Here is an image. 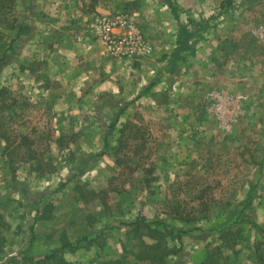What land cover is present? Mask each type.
I'll return each mask as SVG.
<instances>
[{
	"label": "rangeland",
	"instance_id": "374dc122",
	"mask_svg": "<svg viewBox=\"0 0 264 264\" xmlns=\"http://www.w3.org/2000/svg\"><path fill=\"white\" fill-rule=\"evenodd\" d=\"M222 1L0 0V264H264V0Z\"/></svg>",
	"mask_w": 264,
	"mask_h": 264
},
{
	"label": "built area",
	"instance_id": "2783aa9c",
	"mask_svg": "<svg viewBox=\"0 0 264 264\" xmlns=\"http://www.w3.org/2000/svg\"><path fill=\"white\" fill-rule=\"evenodd\" d=\"M119 23L125 25L126 21L121 20ZM115 24L113 21L103 20L101 25V37L110 54L115 57L132 58L148 51L147 46L142 43L143 40L136 30L128 28L125 33L117 34L112 31Z\"/></svg>",
	"mask_w": 264,
	"mask_h": 264
},
{
	"label": "trees",
	"instance_id": "16d2710c",
	"mask_svg": "<svg viewBox=\"0 0 264 264\" xmlns=\"http://www.w3.org/2000/svg\"><path fill=\"white\" fill-rule=\"evenodd\" d=\"M231 2L229 1V0H223L221 3H220V8H224L225 6H227V5H229ZM172 11H173V14L175 15V10L174 9H172ZM179 26V31H180V33L182 34H184V36L183 37H181V35L178 37V40H177V47L175 48V51H174V55H175V57H174V59L173 60H169V62H168V66H167V71H171L172 70V66H170V64H172L173 62H175V60L177 59V57H176V55H177V53H178V51L180 50V49H182V48H184L185 47V45L187 46V44H186V42H187V39H188V37L190 36V34L186 31V30H184L185 28H184V26H182L181 24H179L178 25ZM142 219H144L145 220V218H142ZM136 221L137 220H135L134 222L133 221H131V222H128L127 223V225H134L135 223H136ZM147 221V224L148 225H150V224H157V222H154V221H149V220H146ZM137 224V223H136ZM135 224V225H136ZM146 224V225H147ZM168 233H170V234H172L173 233V231H172V229H168V230H166ZM65 246H68L67 244H64V246H62V247H65ZM58 250V249H57ZM55 256V252H53L52 254H50V255H45V256H43L42 258H40V259H37V260H33V263L34 264H39V263H42V262H44V261H46V260H50V259H52L53 257ZM29 259V258H28Z\"/></svg>",
	"mask_w": 264,
	"mask_h": 264
},
{
	"label": "crops",
	"instance_id": "0c3cea01",
	"mask_svg": "<svg viewBox=\"0 0 264 264\" xmlns=\"http://www.w3.org/2000/svg\"><path fill=\"white\" fill-rule=\"evenodd\" d=\"M259 1H262V0H259ZM121 20H122V19H121ZM121 20H119V21H121ZM262 32H263V33H262ZM262 32H261V29H260L261 38L264 39V31L262 30ZM262 39H261V40H262ZM246 65H247V66H245L246 69H243V73H242L244 76L247 75V70H248V66H249V65H248V61L246 62ZM167 70H168V69H167ZM248 73H249V70H248ZM260 74H262V75L264 74V67H263V69H262V71H261Z\"/></svg>",
	"mask_w": 264,
	"mask_h": 264
}]
</instances>
